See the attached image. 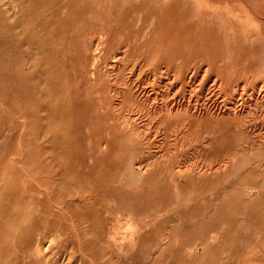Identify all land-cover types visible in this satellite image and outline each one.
<instances>
[{"label": "rangeland", "instance_id": "1", "mask_svg": "<svg viewBox=\"0 0 264 264\" xmlns=\"http://www.w3.org/2000/svg\"><path fill=\"white\" fill-rule=\"evenodd\" d=\"M218 85L264 92V0H0V264H264L261 101L169 115Z\"/></svg>", "mask_w": 264, "mask_h": 264}, {"label": "bare ground", "instance_id": "2", "mask_svg": "<svg viewBox=\"0 0 264 264\" xmlns=\"http://www.w3.org/2000/svg\"><path fill=\"white\" fill-rule=\"evenodd\" d=\"M101 34V33H100ZM98 38V37H97ZM99 43V42H98ZM95 51V50H94ZM113 52V51H112ZM92 54H93V64L92 65H94L93 67H96L97 66V63H98V60H99V56H98V54H97V51H95L94 53L92 52ZM115 60V59H114ZM113 60V61H114ZM118 60V59H117ZM91 65V66H92ZM210 65V64H209ZM114 67V66H113ZM219 67V66H218ZM95 69V68H94ZM99 69V68H98ZM97 69V70H98ZM111 70V69H110ZM162 70V69H161ZM165 70V69H164ZM163 71V70H162ZM228 71H230V70H228ZM131 72V71H130ZM93 73L95 74V71L93 70ZM179 74V73H178ZM180 75V74H179ZM219 75V74H218ZM167 76V75H166ZM223 76V75H222ZM224 77V76H223ZM222 77V78H223ZM204 78V77H203ZM219 79V78H218ZM217 79V80H218ZM161 80V79H160ZM169 80V79H168ZM170 80H172V79H170ZM199 80V79H198ZM215 80V79H214ZM201 81V80H200ZM199 81V82H200ZM224 81V80H223ZM222 81V82H223ZM194 83V82H193ZM217 83V82H216ZM224 83V82H223ZM195 84V83H194ZM193 84V85H194ZM213 84V83H212ZM215 84V83H214ZM213 84V85H214ZM196 85H198V84H196ZM237 85H239V84H237ZM219 87L216 89L217 90V92H214V90H212L210 93H209V101L208 102H205V105H204V102L202 103V105L201 106H199L198 108L197 107H195L194 108V110L193 111H182V110H180L179 109V107L181 106H179L178 107V102H177V104H173L170 108V113H169V115L171 116V117H177V118H180V119H183L184 120V122H188L189 120H190V123L189 124H191V128H192V125H194V127H196V129L198 130V131H202V129L204 128V127H206L207 125H209V124H213V125H215V124H219V122L220 121H222L224 124H225V126H231V127H233V129H235L234 130V132L237 130V131H241V130H243L242 129V127L244 126V120H245V118L247 117V113L251 110V108L253 107V105H254V103L253 102H251L252 100V98L254 99V97H253V95H256V97H257V99H259L260 101H261V103H262V105L264 106V92L263 91H258V92H256V93H254V94H252V95H250V97L249 98H246V99H243V95H242V91H241V93H240V91H239V89L237 90L236 88L233 90V91H231V90H229L228 91V87L227 88H225L226 90H227V92H224L223 91V89H221V87L220 86H223V85H218ZM235 86V85H234ZM245 86V85H244ZM263 86V85H262ZM194 87H198V86H195L194 85ZM243 87V86H242ZM215 88V87H214ZM244 88V87H243ZM210 89H211V87H210ZM209 89V90H210ZM224 89V90H225ZM241 89V88H240ZM260 89V88H259ZM263 89V88H262ZM209 90H207V91H209ZM245 90V89H244ZM243 90V91H244ZM261 90V89H260ZM152 91H153V89H152ZM152 91H150V92H152ZM190 92H191V90H189ZM201 91V90H200ZM255 91V90H254ZM253 91V92H254ZM251 92V91H250ZM229 93V97H227L226 96V94H228ZM246 93V92H245ZM149 94V93H148ZM155 94V93H154ZM158 95V94H157ZM205 96V95H204ZM246 96V95H245ZM191 97H193L192 95H191ZM194 98V97H193ZM184 99V98H183ZM191 99V98H190ZM203 99H206V98H203ZM240 99L242 100H244V102L242 101V102H240ZM198 100V99H197ZM207 100V99H206ZM158 101V100H157ZM202 101H204V100H202ZM254 102H255V99L253 100ZM258 101V100H257ZM197 102V101H196ZM180 103V102H179ZM181 103H182V101H181ZM194 103V102H193ZM256 103V102H255ZM198 104V103H197ZM66 105V104H65ZM117 105V104H116ZM187 105V104H186ZM192 105V104H191ZM256 105H257V103H256ZM192 106H194V104L192 105ZM262 107V106H261ZM260 107V108H261ZM169 108V107H168ZM183 108V107H182ZM181 108V109H182ZM164 109V108H163ZM163 109H162V112H163ZM187 109H189V108H187ZM256 109H257V107H256ZM252 110H253V108H252ZM251 110V111H252ZM260 110V109H259ZM161 111V110H160ZM165 111V110H164ZM188 112V113H187ZM263 112V111H262ZM261 112V113H262ZM258 114H260V112L258 113ZM253 115V114H252ZM255 115V114H254ZM264 116V115H263ZM23 117H25L26 118V116H24L23 115ZM255 117V116H254ZM20 118V117H19ZM22 118V117H21ZM24 119V118H23ZM179 119V120H180ZM251 119V118H250ZM258 119V118H257ZM261 119H263V118H261ZM247 120V119H246ZM251 120H254V119H251ZM256 120V119H255ZM260 120V119H259ZM259 122V121H258ZM263 122V121H262ZM261 122V123H262ZM250 123V122H249ZM171 124H172V122H171ZM256 124H258L257 122L255 123V126H256ZM185 125V124H184ZM187 125V124H186ZM250 125V124H249ZM261 125V124H260ZM224 126V125H223ZM252 126H253V123H252ZM24 127V126H23ZM182 127V126H181ZM184 127V126H183ZM188 127V126H187ZM209 127V126H208ZM263 127V126H262ZM24 128H26V127H24ZM143 128V127H142ZM174 128H176V125H175V127ZM215 128V127H214ZM254 128V127H253ZM181 129V128H180ZM193 129V128H192ZM195 129V128H194ZM193 129V130H194ZM233 129H232V131H233ZM258 129V128H257ZM184 130V129H183ZM208 130V129H207ZM217 130V129H216ZM226 130H227V128H226ZM256 130V129H255ZM259 130H261L262 131V129H260L259 128ZM258 130V131H259ZM264 130V129H263ZM23 131V130H22ZM197 131V132H198ZM212 131V128L210 129V132ZM215 131V130H214ZM249 131V130H248ZM257 131V130H256ZM258 131H257V133H258ZM183 132V131H182ZM187 132V131H186ZM203 132V131H202ZM229 132V131H228ZM247 132V131H246ZM245 132V133H246ZM191 133V132H190ZM208 133V131L206 132V134ZM238 133V132H237ZM242 133V132H241ZM241 133H239L240 135H241ZM195 134H196V132H195ZM210 134V133H209ZM212 134V133H211ZM215 134V133H214ZM214 134H212V135H214ZM193 135V134H192ZM219 135V134H218ZM222 135V134H221ZM201 136V135H200ZM217 136V135H216ZM196 137V136H195ZM199 137V136H198ZM211 137V136H210ZM209 137V138H210ZM218 137V136H217ZM229 137V136H228ZM233 137V136H232ZM216 138V137H215ZM221 138V137H220ZM231 138V137H230ZM32 139V138H31ZM30 139V140H31ZM199 139V138H198ZM197 139V140H198ZM201 139V138H200ZM252 139H254V138H252ZM217 141H218V139H216ZM227 140H228V138H227ZM246 140V139H245ZM256 140V139H255ZM34 141V140H33ZM32 141V142H33ZM221 141V140H220ZM219 141V142H220ZM223 142H224V140H222ZM233 141V140H232ZM231 141V142H232ZM35 142V141H34ZM228 143V142H227ZM213 144V143H212ZM211 145V144H210ZM228 145H230V144H228ZM242 145H245V146H247V147H256V149H262L263 147H264V131L261 133V135L259 136V139L257 140V141H252L251 140V142H247V144L245 143H240L239 142V146H241L242 147ZM22 146V145H21ZM245 146H243V147H245ZM23 147H24V145H23ZM237 148V147H236ZM25 149V148H24ZM244 149V148H243ZM23 150V149H22ZM24 151V150H23ZM239 151V150H238ZM247 151V150H246ZM250 151H251V148H250ZM260 151V150H259ZM263 151V150H262ZM261 151V152H262ZM25 152V151H24ZM23 152V153H24ZM27 153V152H26ZM263 153V152H262ZM19 155H20V153H19ZM25 155V154H24ZM24 155H22V156H24ZM30 156H32V155H30ZM38 156V155H37ZM21 157V156H20ZM28 157V156H27ZM33 157H34V155H33ZM25 158V157H24ZM141 158V157H140ZM235 160H237V159H235ZM40 166V165H39ZM42 166V165H41ZM38 167V166H37ZM224 167V166H223ZM43 170V169H42ZM45 172H46V170H45ZM57 174V173H56ZM39 177V176H38ZM48 177H50V176H48ZM31 178H32V176H31ZM55 178H56V176H55ZM33 179V178H32ZM37 179V178H36ZM54 179V178H53ZM35 181V180H34ZM55 183V182H54ZM59 183V182H58ZM56 187V186H55ZM54 191V190H53ZM92 191V190H91ZM88 193V192H87ZM86 193V194H87ZM90 193V192H89ZM88 195V194H87ZM89 196V195H88ZM87 196V197H88ZM97 198V197H96ZM99 198V197H98ZM84 199V198H83ZM59 200V199H58ZM82 200V199H81ZM87 201H88V199H87ZM58 202V201H57ZM86 202V201H85ZM99 202V201H98ZM88 203V202H87ZM58 205V204H57ZM90 205V204H89ZM94 205V204H93ZM98 226V225H97ZM130 226V225H129ZM42 248H41V246H37V249H36V252L38 253V254H42ZM29 259H31V258H29ZM69 260H70V258H69ZM26 261H27V259H26ZM124 262V261H123Z\"/></svg>", "mask_w": 264, "mask_h": 264}]
</instances>
